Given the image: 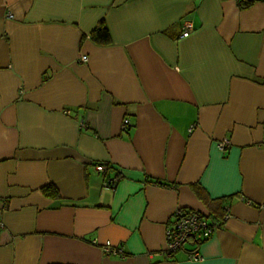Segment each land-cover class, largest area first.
<instances>
[{
	"label": "crops",
	"instance_id": "crops-1",
	"mask_svg": "<svg viewBox=\"0 0 264 264\" xmlns=\"http://www.w3.org/2000/svg\"><path fill=\"white\" fill-rule=\"evenodd\" d=\"M177 207L219 227L166 257ZM0 220V264H264V0H0Z\"/></svg>",
	"mask_w": 264,
	"mask_h": 264
},
{
	"label": "built area",
	"instance_id": "built-area-1",
	"mask_svg": "<svg viewBox=\"0 0 264 264\" xmlns=\"http://www.w3.org/2000/svg\"><path fill=\"white\" fill-rule=\"evenodd\" d=\"M11 17V15H9ZM184 32L182 37H186L189 34V29H191V23L189 20L183 21ZM86 55H81L80 60L86 61ZM128 120L124 119L122 127H126ZM229 146V140L227 138L223 139L218 143V148L224 150ZM97 171H105L106 166L103 164L95 165ZM113 182L111 179H107L105 184H110ZM225 208H227L225 206ZM228 214L224 215L226 218ZM2 225L0 220V226ZM219 227L218 223L212 222L210 218L201 213L198 210L189 209L185 207H177L171 213L168 223L165 225V243L162 249L163 254L166 257H171L175 252L182 249L185 241L190 237H199L201 239H207L213 235L214 231ZM102 251L105 254H110L111 252L115 253L111 249L110 242H106L102 246ZM187 258L192 261H201L203 255L200 251H190L187 253Z\"/></svg>",
	"mask_w": 264,
	"mask_h": 264
},
{
	"label": "trees",
	"instance_id": "trees-1",
	"mask_svg": "<svg viewBox=\"0 0 264 264\" xmlns=\"http://www.w3.org/2000/svg\"><path fill=\"white\" fill-rule=\"evenodd\" d=\"M253 1L254 0H237L238 6L241 8H244L248 5H250ZM91 36L96 41H99V42H108L110 40L109 31L103 22H100L99 25H97L93 29ZM42 191H43V193H45L46 195L51 196V197H57L58 196L56 189L51 185H47V186L43 187Z\"/></svg>",
	"mask_w": 264,
	"mask_h": 264
}]
</instances>
